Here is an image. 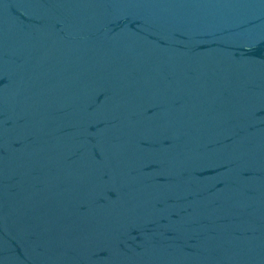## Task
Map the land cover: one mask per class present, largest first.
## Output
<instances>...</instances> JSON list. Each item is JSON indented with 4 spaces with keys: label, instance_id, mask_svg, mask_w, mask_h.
I'll list each match as a JSON object with an SVG mask.
<instances>
[{
    "label": "water",
    "instance_id": "obj_1",
    "mask_svg": "<svg viewBox=\"0 0 264 264\" xmlns=\"http://www.w3.org/2000/svg\"><path fill=\"white\" fill-rule=\"evenodd\" d=\"M0 264H264V0H0Z\"/></svg>",
    "mask_w": 264,
    "mask_h": 264
}]
</instances>
